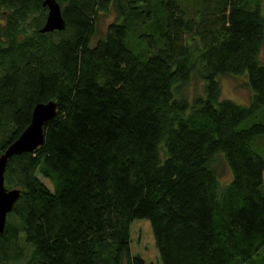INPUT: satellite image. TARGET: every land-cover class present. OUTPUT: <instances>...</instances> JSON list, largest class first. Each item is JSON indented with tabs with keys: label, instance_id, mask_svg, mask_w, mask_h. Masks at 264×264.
I'll list each match as a JSON object with an SVG mask.
<instances>
[{
	"label": "trees",
	"instance_id": "1",
	"mask_svg": "<svg viewBox=\"0 0 264 264\" xmlns=\"http://www.w3.org/2000/svg\"><path fill=\"white\" fill-rule=\"evenodd\" d=\"M43 1L0 0V155L56 103L7 162L0 264H145L138 219L161 264H264V0H56L65 28L45 32ZM224 75L248 104L221 99Z\"/></svg>",
	"mask_w": 264,
	"mask_h": 264
},
{
	"label": "rangeland",
	"instance_id": "2",
	"mask_svg": "<svg viewBox=\"0 0 264 264\" xmlns=\"http://www.w3.org/2000/svg\"><path fill=\"white\" fill-rule=\"evenodd\" d=\"M114 14L100 15L96 21V30L91 39V44L104 35L106 26L113 21ZM259 58L264 62V48L261 49ZM220 97L221 99H230L238 104H248L251 97V92L246 85V77L244 75H224L219 78ZM203 82L193 76L191 81L181 90V93L188 99H192L196 95L203 94ZM217 171L220 173L222 182H227L230 178V173L223 162L218 157L215 163ZM48 185V181L43 180ZM130 249L132 254H138L142 257L145 264H161L158 252L154 245V239L151 232L150 224L147 220H134L130 225ZM21 264V263H20Z\"/></svg>",
	"mask_w": 264,
	"mask_h": 264
},
{
	"label": "water",
	"instance_id": "3",
	"mask_svg": "<svg viewBox=\"0 0 264 264\" xmlns=\"http://www.w3.org/2000/svg\"><path fill=\"white\" fill-rule=\"evenodd\" d=\"M43 6L47 8V16L41 31L63 30L65 20L61 15V8L57 1L44 0ZM55 114V102L37 104L33 108L29 125L0 155V234L3 232L7 214L11 212L14 203L20 196L19 189L7 190L4 186V172L7 162L14 155L33 152L40 147L44 140L43 127L53 119Z\"/></svg>",
	"mask_w": 264,
	"mask_h": 264
}]
</instances>
